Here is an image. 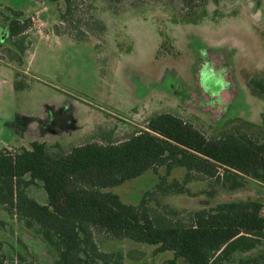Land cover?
Segmentation results:
<instances>
[{"label": "rangeland", "instance_id": "1", "mask_svg": "<svg viewBox=\"0 0 264 264\" xmlns=\"http://www.w3.org/2000/svg\"><path fill=\"white\" fill-rule=\"evenodd\" d=\"M128 1L117 8L98 1L105 28L89 41L76 42L53 31L60 22L56 5L0 0V150L28 149L33 141L68 150L144 128L162 113L179 116L206 136L241 122L264 131V98L251 86L252 79L264 76V0H205L200 6L174 0L176 7L168 0ZM10 10L29 20L32 45L21 63H9L1 51L9 45ZM185 173L174 169L168 180L181 181ZM159 174L166 175V169ZM158 181L148 171L111 191L137 205ZM191 188L197 196L167 201L179 209L200 208L207 183ZM232 196L218 194L217 199ZM0 220H8L2 209ZM0 236L7 250L21 248L9 227ZM28 245L23 252L28 260L52 263L48 250ZM156 249L129 241L107 242L104 248L121 251V264H185Z\"/></svg>", "mask_w": 264, "mask_h": 264}, {"label": "trees", "instance_id": "2", "mask_svg": "<svg viewBox=\"0 0 264 264\" xmlns=\"http://www.w3.org/2000/svg\"><path fill=\"white\" fill-rule=\"evenodd\" d=\"M39 1L57 6L60 22L53 31L76 42L89 41L93 32L105 28L98 18V1L114 8L126 4ZM204 1L180 3L200 6ZM10 11L9 45L1 51L9 63H21L32 45L29 20L21 11ZM251 86L264 98V76L252 79ZM99 140L68 150L39 141L28 149L0 150V209L8 218L0 220V231L9 227L21 246V251L7 250L0 236V264H36L23 253L29 243L36 251L48 250L51 264H121V251L104 250L111 241L156 246L158 253L172 252L185 264H264L260 127L241 122L206 136L179 116L162 113L147 120L144 128ZM162 168L166 175L159 174ZM177 168L186 170L183 180L169 181ZM148 171L159 181L137 205L111 191ZM195 182L207 183L200 208L179 209L167 201L172 196H197L191 188ZM248 190L255 196H239ZM218 194L235 195L218 201Z\"/></svg>", "mask_w": 264, "mask_h": 264}, {"label": "flooded vegetation", "instance_id": "3", "mask_svg": "<svg viewBox=\"0 0 264 264\" xmlns=\"http://www.w3.org/2000/svg\"><path fill=\"white\" fill-rule=\"evenodd\" d=\"M264 16V14H263ZM262 25H264V17H262V22H261Z\"/></svg>", "mask_w": 264, "mask_h": 264}]
</instances>
